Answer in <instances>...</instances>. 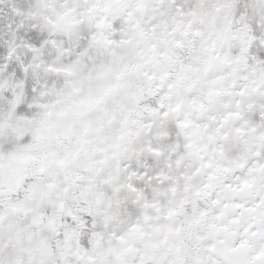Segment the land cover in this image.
<instances>
[{"label":"snow or ice","instance_id":"obj_1","mask_svg":"<svg viewBox=\"0 0 264 264\" xmlns=\"http://www.w3.org/2000/svg\"><path fill=\"white\" fill-rule=\"evenodd\" d=\"M0 264H264V0H0Z\"/></svg>","mask_w":264,"mask_h":264}]
</instances>
